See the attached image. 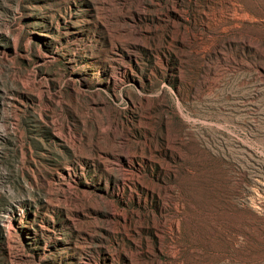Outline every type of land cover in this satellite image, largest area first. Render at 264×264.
<instances>
[{
	"label": "rangeland",
	"instance_id": "1",
	"mask_svg": "<svg viewBox=\"0 0 264 264\" xmlns=\"http://www.w3.org/2000/svg\"><path fill=\"white\" fill-rule=\"evenodd\" d=\"M0 264H264V0H0Z\"/></svg>",
	"mask_w": 264,
	"mask_h": 264
}]
</instances>
